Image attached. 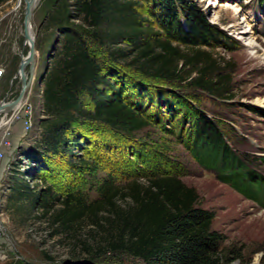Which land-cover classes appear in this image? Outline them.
Here are the masks:
<instances>
[{
    "label": "rangeland",
    "instance_id": "rangeland-1",
    "mask_svg": "<svg viewBox=\"0 0 264 264\" xmlns=\"http://www.w3.org/2000/svg\"><path fill=\"white\" fill-rule=\"evenodd\" d=\"M136 1L140 4L132 9L145 19L143 25L165 36L155 17L158 0ZM75 2L41 0L34 12L36 75L26 94L33 109V127L26 133L16 159L35 154L34 150L40 153L42 149L39 147L41 124L47 117L42 98L45 80L42 86L39 80L45 66L49 63L50 71L56 62L64 28L83 34L104 75L117 90L125 89L124 101L137 104L145 101L149 126L127 137L100 124H86L81 130L88 141L87 150H76L73 156L52 161L51 169L45 173L46 184L31 179L36 168L33 161L28 170L16 165L17 171L12 170V175L8 174L3 182L5 196L0 200V216L6 226L1 247L7 257L0 264H69L71 261L144 264L125 252L106 253L92 261L84 249L95 248L102 237L90 220L66 233L53 223V214L61 206L56 205L54 211L46 214L27 201L11 202V181L25 171L29 186L33 181V192L53 186L62 196L83 192L91 202L101 198L98 188L107 180L123 187L129 178L171 174L197 192V207L215 213L212 229L224 237L223 254L228 258L225 264H264V185L261 188L262 185L249 184L242 194L228 182L214 178L193 155L194 127L200 113L223 132L227 145L242 165L264 177V60L247 63L255 54L249 46L258 50L262 49L260 44L264 47V6L258 0H182L187 11L197 9L202 13L216 35L215 40H210V46L218 47L212 52L213 58L229 63L222 82L226 93L218 99L187 83L158 80L139 72L143 61L138 58L137 49L126 41L115 46L98 42L93 31L72 18ZM25 11L24 0H5L0 4V66L5 70L0 103L5 98L15 99L22 88L21 80L16 77L22 54L26 57L30 47L24 41ZM235 30L249 31L254 39H245ZM113 50H121L125 57L113 59ZM204 50L210 52L209 48ZM179 68L183 69V65L179 64ZM160 104L163 105L159 107ZM2 121L3 117L0 118V140L7 128H2ZM82 159L88 163L82 170L73 167L80 165ZM221 166L218 161L217 169H208L219 173Z\"/></svg>",
    "mask_w": 264,
    "mask_h": 264
},
{
    "label": "trees",
    "instance_id": "trees-1",
    "mask_svg": "<svg viewBox=\"0 0 264 264\" xmlns=\"http://www.w3.org/2000/svg\"><path fill=\"white\" fill-rule=\"evenodd\" d=\"M4 1L0 0V4ZM75 1L72 18L93 31L102 44L115 46L126 41L134 46L143 61L138 67L142 74L187 83L218 99L225 96L222 82L229 63L213 58L212 52L218 47L210 46V40H215L216 35L197 9L187 11L182 0H158L155 17L166 33L160 36L159 32L144 26L145 19L132 9L140 4L136 0ZM260 2L264 4V0ZM207 48L210 52L204 50ZM111 54L113 59L125 57L121 50H113ZM193 73L196 75L192 76ZM44 86L47 118L41 124L39 147L42 149L30 155L36 163L31 179L42 184H46L45 173L51 169L52 161L73 156L76 150H87L88 141L81 130L86 124H100L127 137L149 126L145 101L137 104L123 100L125 89L117 90L111 84L83 34L77 31L64 28L61 49ZM199 116L194 127L193 155L206 171L216 174L242 194L249 184L262 185L264 177L242 165L217 125L200 113ZM218 161L222 163L221 169L219 173L213 172L210 169H217ZM80 162L73 167L82 170L88 164L83 159ZM26 174L21 172L12 179L9 200L27 201L46 214L54 211L56 205L61 206L53 214V223L66 233L90 220L102 237L95 248L84 249L91 260L106 253L125 252L144 264H225L228 261L223 254L224 237L212 229L215 213L197 207V192L176 176L129 178L123 187L107 180L98 188L101 198L91 202L83 192L62 196L53 186L33 192Z\"/></svg>",
    "mask_w": 264,
    "mask_h": 264
},
{
    "label": "water",
    "instance_id": "water-1",
    "mask_svg": "<svg viewBox=\"0 0 264 264\" xmlns=\"http://www.w3.org/2000/svg\"><path fill=\"white\" fill-rule=\"evenodd\" d=\"M41 0H24L26 4L25 11V20H24V41H30L31 45L27 54V57L24 58V54H22L21 63L19 65L18 76L16 79L21 80L22 88L19 95L8 101L7 98L3 99L0 103V118L6 117L11 114L13 111L17 110L22 104L25 95L27 94V90L31 86L32 77L35 74V57H36V44L34 40L31 38L29 28L32 24V19L34 16V12ZM49 63L45 66L44 73L39 80V85L42 86L44 80L46 79L48 73ZM30 76V77H29ZM69 264H87L86 261H71Z\"/></svg>",
    "mask_w": 264,
    "mask_h": 264
},
{
    "label": "built area",
    "instance_id": "built-area-1",
    "mask_svg": "<svg viewBox=\"0 0 264 264\" xmlns=\"http://www.w3.org/2000/svg\"><path fill=\"white\" fill-rule=\"evenodd\" d=\"M5 77V70L3 67L0 66V85L3 81ZM44 91H42V95H43ZM43 98V96H42ZM26 101L24 103V105L22 106V108L18 111L16 110L15 112H13V114L8 117V126L5 129V133L2 136L1 140H0V160H3L5 158V154H4V150L5 149H10L12 148V143L10 140L11 137V128L12 125L17 123V122H22L23 123V127L25 132L28 134L32 131V127H33V109L32 106L29 103V97H26ZM4 117V118H6ZM30 154H28L27 156H21L20 158L15 160V165L17 166H21L24 167V170H26L27 168H29L30 163L32 162L30 159ZM18 156H20V154H18ZM30 189L34 190V186H33V181L30 184ZM9 188V186H8ZM3 191V190H2ZM9 191V189H8ZM4 194V191H3ZM1 200V199H0ZM1 204V201H0ZM6 238V226L0 216V260L1 261H6L7 257L5 255V252L3 251L1 245L4 242Z\"/></svg>",
    "mask_w": 264,
    "mask_h": 264
},
{
    "label": "crops",
    "instance_id": "crops-1",
    "mask_svg": "<svg viewBox=\"0 0 264 264\" xmlns=\"http://www.w3.org/2000/svg\"><path fill=\"white\" fill-rule=\"evenodd\" d=\"M7 120L3 119L2 121V128L5 129L7 127ZM26 138V132L23 127L22 122H17L12 125L11 128V143L12 148L5 149L4 154L5 158L3 160H0V199H3L5 196L3 194V182L6 180V177H8V174L12 175V170L15 168V160L18 155V149L23 146L24 140Z\"/></svg>",
    "mask_w": 264,
    "mask_h": 264
},
{
    "label": "bare ground",
    "instance_id": "bare-ground-1",
    "mask_svg": "<svg viewBox=\"0 0 264 264\" xmlns=\"http://www.w3.org/2000/svg\"><path fill=\"white\" fill-rule=\"evenodd\" d=\"M205 1H207V0H205ZM236 32H238V35H242V37L243 38H250L249 40H252V39H254V37L252 36V35H250L249 34V31H238V30H235ZM29 32H30V35H31V38L34 40V42H35V35H34V31H33V28H32V24H31V26H30V28H29ZM257 42H259V41H257ZM29 43V45H31V42L30 41H26V44H28ZM260 43V42H259ZM35 44H36V42H35ZM250 47V49H251V51L252 52H255V54H254V56H252V58L250 59V60H248L247 61V63H252V62H255L256 60H258V59H263L264 60V47H263V45L262 44H260V47L262 48V49H256V47H254L253 45H251V46H249ZM30 48V47H29ZM27 57V56H26ZM26 57H24V58H26ZM35 64H36V57H35ZM35 70H36V68H35ZM35 75H36V71H35V74H34V76L32 77V82H33V80H34V78H35ZM30 77V76H29ZM32 82H31V85H32ZM31 87V86H30ZM30 89V88H29ZM28 89V90H29ZM28 90H27V92H28ZM25 99H26V95H25V98H24V100H23V102H22V104L20 105V107L17 109L18 111L22 108V106L24 105V103H25ZM7 118V117H6ZM6 118H4L3 117V119H6ZM7 124H9L8 123V120H7Z\"/></svg>",
    "mask_w": 264,
    "mask_h": 264
}]
</instances>
